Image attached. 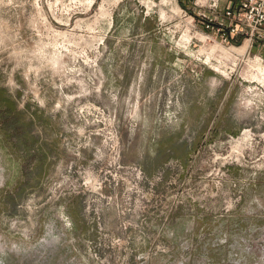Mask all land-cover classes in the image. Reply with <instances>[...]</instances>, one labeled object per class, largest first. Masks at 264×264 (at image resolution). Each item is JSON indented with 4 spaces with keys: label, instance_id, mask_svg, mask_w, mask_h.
<instances>
[{
    "label": "rangeland",
    "instance_id": "1",
    "mask_svg": "<svg viewBox=\"0 0 264 264\" xmlns=\"http://www.w3.org/2000/svg\"><path fill=\"white\" fill-rule=\"evenodd\" d=\"M196 2L0 0V264H264V43Z\"/></svg>",
    "mask_w": 264,
    "mask_h": 264
},
{
    "label": "built area",
    "instance_id": "2",
    "mask_svg": "<svg viewBox=\"0 0 264 264\" xmlns=\"http://www.w3.org/2000/svg\"><path fill=\"white\" fill-rule=\"evenodd\" d=\"M220 1L206 0L204 4L213 14L212 18L203 15L207 29L218 27V30L222 31L224 27L222 37L225 41H229V37L231 39L241 36L251 37L264 43V0H241L238 4L226 7L223 11V20H220L219 13L216 14ZM197 2L194 4L196 7L199 6Z\"/></svg>",
    "mask_w": 264,
    "mask_h": 264
},
{
    "label": "crops",
    "instance_id": "3",
    "mask_svg": "<svg viewBox=\"0 0 264 264\" xmlns=\"http://www.w3.org/2000/svg\"><path fill=\"white\" fill-rule=\"evenodd\" d=\"M223 1L226 2V5H225V8H226V7H230L231 5L238 4L241 0H223Z\"/></svg>",
    "mask_w": 264,
    "mask_h": 264
},
{
    "label": "bare ground",
    "instance_id": "4",
    "mask_svg": "<svg viewBox=\"0 0 264 264\" xmlns=\"http://www.w3.org/2000/svg\"><path fill=\"white\" fill-rule=\"evenodd\" d=\"M252 73V72H251Z\"/></svg>",
    "mask_w": 264,
    "mask_h": 264
}]
</instances>
